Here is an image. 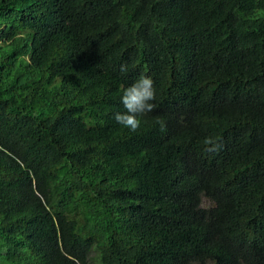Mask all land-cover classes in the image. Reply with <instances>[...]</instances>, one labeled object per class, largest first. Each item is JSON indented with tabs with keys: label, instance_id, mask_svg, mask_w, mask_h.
<instances>
[{
	"label": "trees",
	"instance_id": "16d2710c",
	"mask_svg": "<svg viewBox=\"0 0 264 264\" xmlns=\"http://www.w3.org/2000/svg\"><path fill=\"white\" fill-rule=\"evenodd\" d=\"M0 264H264V0H0Z\"/></svg>",
	"mask_w": 264,
	"mask_h": 264
},
{
	"label": "clouds",
	"instance_id": "9594fccd",
	"mask_svg": "<svg viewBox=\"0 0 264 264\" xmlns=\"http://www.w3.org/2000/svg\"><path fill=\"white\" fill-rule=\"evenodd\" d=\"M125 70L122 66L121 71ZM155 98L156 90L153 79L149 76L141 75L133 84L123 90L121 103L125 111L117 112L114 119L117 123L131 131L138 130L141 124L140 117L153 111L155 105L151 101H154ZM159 123L161 125V131H165V123L163 121ZM203 144L207 151H217L219 149L218 142L212 136L205 137Z\"/></svg>",
	"mask_w": 264,
	"mask_h": 264
}]
</instances>
